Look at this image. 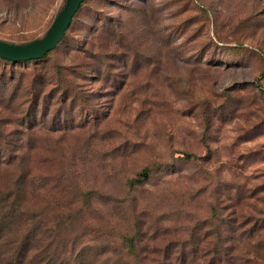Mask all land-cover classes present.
Masks as SVG:
<instances>
[{
    "label": "rangeland",
    "instance_id": "374dc122",
    "mask_svg": "<svg viewBox=\"0 0 264 264\" xmlns=\"http://www.w3.org/2000/svg\"><path fill=\"white\" fill-rule=\"evenodd\" d=\"M65 2L0 0V40ZM0 264H264V0H85L0 59Z\"/></svg>",
    "mask_w": 264,
    "mask_h": 264
},
{
    "label": "water",
    "instance_id": "95a60500",
    "mask_svg": "<svg viewBox=\"0 0 264 264\" xmlns=\"http://www.w3.org/2000/svg\"><path fill=\"white\" fill-rule=\"evenodd\" d=\"M84 1L66 0L56 20L51 24L46 35L41 39L20 45L10 44L0 40V59L19 63L20 61L30 62L45 58L63 41Z\"/></svg>",
    "mask_w": 264,
    "mask_h": 264
},
{
    "label": "trees",
    "instance_id": "16d2710c",
    "mask_svg": "<svg viewBox=\"0 0 264 264\" xmlns=\"http://www.w3.org/2000/svg\"><path fill=\"white\" fill-rule=\"evenodd\" d=\"M83 5V4H82ZM81 5V6H82ZM2 60V59H1ZM5 61V60H4ZM39 61V60H38ZM7 62H9V61H7ZM30 62H37V61H30ZM13 63V62H12ZM186 157H188V158H190L191 156L190 155H186ZM145 173H147V172H145Z\"/></svg>",
    "mask_w": 264,
    "mask_h": 264
}]
</instances>
